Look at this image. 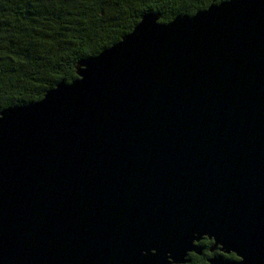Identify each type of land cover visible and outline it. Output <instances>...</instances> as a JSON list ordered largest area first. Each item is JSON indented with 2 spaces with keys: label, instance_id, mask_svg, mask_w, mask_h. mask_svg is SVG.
Instances as JSON below:
<instances>
[{
  "label": "water",
  "instance_id": "95a60500",
  "mask_svg": "<svg viewBox=\"0 0 264 264\" xmlns=\"http://www.w3.org/2000/svg\"><path fill=\"white\" fill-rule=\"evenodd\" d=\"M159 19L0 112V264H264V0Z\"/></svg>",
  "mask_w": 264,
  "mask_h": 264
},
{
  "label": "trees",
  "instance_id": "16d2710c",
  "mask_svg": "<svg viewBox=\"0 0 264 264\" xmlns=\"http://www.w3.org/2000/svg\"><path fill=\"white\" fill-rule=\"evenodd\" d=\"M223 1L0 0V112L75 80L80 61L121 41L145 14L166 24ZM211 244L188 264H207Z\"/></svg>",
  "mask_w": 264,
  "mask_h": 264
},
{
  "label": "flooded vegetation",
  "instance_id": "af4514ba",
  "mask_svg": "<svg viewBox=\"0 0 264 264\" xmlns=\"http://www.w3.org/2000/svg\"><path fill=\"white\" fill-rule=\"evenodd\" d=\"M206 239V238H205ZM205 239H203L201 242H200V245L202 246V248H203V252H202V255H203V253H204V251H205V249H206V247L205 246H207L206 245V242H211L212 244H211V246L210 247H208V252H209V254H210V257H212L213 255H216V254H218V251L216 250V251H214V252H210V249L212 248V246H213V242L212 241H210V240H208V239H206L207 241H205ZM192 255H195V254H192ZM201 255V256H202ZM196 256H198V255H196ZM232 256V257H231ZM210 257H208L207 259H209ZM226 258H228V259H234V256L233 255H230V256H226ZM207 259H206V262H207Z\"/></svg>",
  "mask_w": 264,
  "mask_h": 264
}]
</instances>
